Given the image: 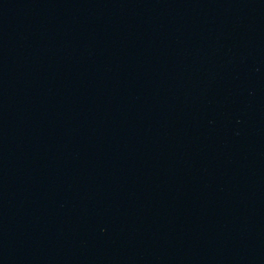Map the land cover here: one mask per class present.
<instances>
[{"label":"water","instance_id":"1","mask_svg":"<svg viewBox=\"0 0 264 264\" xmlns=\"http://www.w3.org/2000/svg\"><path fill=\"white\" fill-rule=\"evenodd\" d=\"M0 264H264V0H0Z\"/></svg>","mask_w":264,"mask_h":264}]
</instances>
